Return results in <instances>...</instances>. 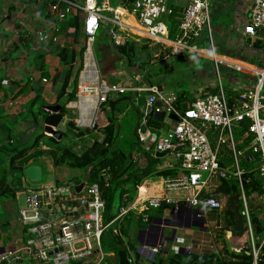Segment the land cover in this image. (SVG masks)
<instances>
[{
  "label": "built area",
  "instance_id": "obj_1",
  "mask_svg": "<svg viewBox=\"0 0 264 264\" xmlns=\"http://www.w3.org/2000/svg\"><path fill=\"white\" fill-rule=\"evenodd\" d=\"M124 2L125 6L111 7L98 5V0H53L49 5L51 15L56 19L63 20L75 12L83 20L84 44L72 104L77 114L73 124L76 128L93 129L97 113L111 96L131 92L136 93L137 99L144 95L145 106L150 107L151 114L162 117L161 123L168 121L170 126L155 138L148 134L146 138L139 139L144 148L153 145L154 152L170 150L167 155L171 156L172 169L176 172L163 177V193L160 195L137 191L128 197L123 193L116 212L109 218L106 217L103 198V187L111 181L108 168L100 170L97 180L88 183L90 167H87L85 182L79 191L76 187L83 175L81 170L77 171L78 182L66 178L36 187L26 183L18 221L28 236L22 245L0 252V264H88L96 254L98 260L94 264H100L106 255L102 251L105 233L117 235V226L131 215H136L143 224L151 223L148 213L151 209L177 201L194 209L193 216L184 217L183 223L193 219L201 221L199 229L204 232L203 240L209 241L207 248L223 258L225 253L216 250L217 242L221 241L217 231L222 225H218L217 219L223 210V202L214 192L219 181L229 175L235 176L239 183L241 215L245 220L244 234L235 236L242 242L232 245L231 250L238 252L247 246L251 264H264V234L260 236L253 231L248 200L242 189L243 170L240 166L243 159L257 161L262 191L253 196L264 205V64L237 61L217 53L211 27V0H188L172 38L165 34L162 22L173 12L169 0ZM101 28L117 44L132 35H139L150 46H168L174 54L187 52L203 56L212 62L214 82L204 84L190 106L180 110L176 106V97L155 85L109 81L100 71L94 49L96 33ZM263 30L264 0H250L242 27L243 37L252 42L261 38L259 32ZM225 68L229 75H222L221 69ZM233 70L240 71L242 75L232 74ZM223 79L232 85L229 87L231 90L224 88ZM172 115L176 119H172ZM234 128L241 132L237 139L234 138ZM147 140L148 146L144 144ZM226 158L232 168L221 163ZM135 161L142 165L140 152L135 155ZM178 191L183 192L182 197L169 195ZM212 212L217 218L210 225L208 218ZM154 225L156 227L148 226L140 247L152 259L163 251L158 232L168 226L175 228L170 218ZM212 227L218 230H212ZM174 239L171 248L178 252L184 238L175 236ZM193 247V243L187 245V253L192 252ZM202 247L198 243V253Z\"/></svg>",
  "mask_w": 264,
  "mask_h": 264
},
{
  "label": "crops",
  "instance_id": "obj_2",
  "mask_svg": "<svg viewBox=\"0 0 264 264\" xmlns=\"http://www.w3.org/2000/svg\"><path fill=\"white\" fill-rule=\"evenodd\" d=\"M123 2L124 0H102V5L116 7L124 5ZM187 2L188 0H169V5L172 7L173 12L168 17L162 19L165 26V34L168 37L172 38L175 36L178 29V21ZM52 3L53 0H0V183L4 180L5 183L12 185L16 190L14 197L8 198L0 195V252L22 245L28 236L18 221V209L21 207L19 196L22 195V198H24L23 186L28 180L22 173L17 172L13 173V176L20 179L19 184L11 183L13 177L9 171V153L4 152L2 149L5 145H8V140L11 142V145L19 147L27 146L35 133L41 132L40 122H34L29 112L30 103L36 95L39 96V106L35 110L37 117L39 115L38 108L41 105L62 104V119L58 125V129L62 133V138L65 136V131H68L67 128L74 131L75 145L73 143V146L70 148L76 152L79 151L78 149L82 143L86 147H89L95 139L101 140L104 137V127L108 125L109 118H112L114 121L115 131L118 130L117 125H120L125 119L129 128L134 129L137 125L138 130L140 124L137 123L140 119L141 123L145 115L144 95H140L136 99V93L129 92L126 95H114L108 99L97 113V123L93 129L76 128L74 126L73 120L77 116L76 110L72 108L74 100L66 102L65 97L58 99L61 82L68 70V65L59 58V51L64 48L68 52L74 50L78 53L83 49L84 39L82 34H80L76 40L73 36L74 28L67 25L68 18L74 15L75 12H72L69 17L63 20L56 19L51 15L49 9V5ZM249 4L250 0H211V15H213L211 19L222 17L227 20V24L216 25L213 41L216 51L220 56H229L237 61L260 65L264 64V48H254L250 45V41L245 39L242 34V27L246 22ZM131 19L132 17L130 16L129 20ZM79 21L81 26H83V20L80 16ZM101 29L96 33L95 42L101 37ZM106 34L109 44L103 49V58L98 63L102 75L109 81L124 83L134 81L133 83L136 84L155 85L164 93L174 95L176 97V104L179 102L180 97V101L182 100L181 104H185L187 108L204 84H212L214 82L212 67L210 69L211 73H206V70L203 68L190 66V71L186 72V75L183 74V80L184 76H186L185 80L188 82L187 88L179 87L183 84V80L178 82L177 78H174L181 71V68L177 66L178 63L184 61L187 63L186 65L188 63L191 65L193 60H202L205 57L187 52L174 54L171 53V49L168 46L156 44L150 46L139 35H132L126 41L121 42L120 45L125 47V44L135 43L137 56L141 60L149 61L147 63L150 66V70L139 72L136 69H132L133 75H131L130 69L124 70L123 67L118 69L113 64V60H116L117 56L121 55V52L117 53L111 49V44L114 42L107 32ZM260 39L262 40V38ZM99 49H102V47ZM256 59H259L258 63L255 62ZM206 60L211 62L208 59ZM80 65L81 55L74 62L70 81L76 80L77 70ZM223 70L225 71V76L229 75L226 68ZM183 71H185L184 68ZM233 71L232 74L239 77L242 75L240 71ZM43 79H46V81L44 82ZM228 89L231 90L229 87ZM68 91L69 89L66 90V92ZM179 109L184 110L182 108ZM150 116L154 119L160 118L152 114ZM70 124L73 126L70 127ZM169 126L170 123L168 121L162 122L159 134L164 132ZM131 130L127 129V132ZM76 131H82L84 134L81 135L79 133V136H76ZM153 133L149 128V134L152 136ZM11 134L12 137L9 139V135ZM44 137L46 140L43 141L41 139L38 146L29 150L28 154L38 147L42 150H48L52 147L46 138L48 135ZM60 141H58L59 145H61ZM144 144H149V141L147 140ZM142 145L143 143H141V147L143 148ZM140 153L143 165L146 163V159L143 152L140 151ZM136 154L137 152L132 150L131 158L133 160H135ZM43 158H47L51 165L49 169L54 171L53 182H59L66 178L76 180L79 177V173L76 170L64 164L55 166L52 157L48 153H43L40 156H36V158H30L27 165L34 164L41 167L37 160L42 162ZM157 158L160 159L157 164L158 170L169 169L173 173L176 172L175 169H172L173 161L171 156L164 155ZM162 182L163 176L150 175L144 178L138 185V188L132 193L126 191L124 194L132 197L137 191L141 192V188H143L150 195H160L163 193ZM169 195L178 198L182 197L183 192H173ZM117 206L107 218L112 217L117 210ZM193 211L194 209L186 203L177 201L175 204H166L155 209L152 214L148 212L151 217V223L144 224L146 225L145 227L141 225L136 215L125 218L117 226V235H114L112 232L104 234L103 246L106 255L100 264H118L117 250L121 249L127 253L130 250H141V244L143 243V239H145L144 235L147 233L150 224L151 227H156L154 224H159L162 219L169 218L172 220V223H175V228L164 227L160 232H158L159 229L157 228L163 251L155 254L154 260L145 253V255L136 254L135 260L128 254L130 264H154L158 256L166 259L170 254H180L186 258L189 253H187L185 247L192 243L194 252L199 251L198 243L203 245L200 250L201 252H212L207 248L209 241L203 240L204 232L199 229L202 222L193 219L192 222L183 223L184 217L193 216ZM216 218L215 213H210V217L208 218L209 224L212 225ZM218 218V225H222L221 215ZM124 222H134L135 228L138 229L134 242L131 241L132 232L130 229L124 230ZM165 225L167 224L165 223ZM217 233L221 239L216 244V250L218 251L224 252L225 246L231 249L232 245L242 242V239L235 236H233V239L231 237L230 240L228 235H232V233L229 230H223L222 232L220 230ZM105 235H110L112 245L116 251L109 249L106 244ZM175 236L184 238V242L180 245L181 248L178 252H175L171 248ZM119 238L122 242L118 240ZM97 256L96 254L88 260V264H94L98 260ZM2 264L6 263L3 262Z\"/></svg>",
  "mask_w": 264,
  "mask_h": 264
},
{
  "label": "trees",
  "instance_id": "obj_3",
  "mask_svg": "<svg viewBox=\"0 0 264 264\" xmlns=\"http://www.w3.org/2000/svg\"><path fill=\"white\" fill-rule=\"evenodd\" d=\"M123 3L125 5L126 2ZM67 25L74 28L73 36L76 40L80 34H82L84 39L82 26L77 14L71 15V17L68 18ZM259 35L262 40L257 38L250 42V45L254 48H264V30L259 32ZM81 53V50L76 53L74 50L68 52V50L64 48L60 49L59 58L68 65V70L61 82L58 99L65 97L66 102L75 99L76 80L73 79L70 81V78L72 76L74 62L77 60V57L81 55ZM120 54L122 55L128 69H136L139 72H146L150 70V66H148L147 63L148 60H141L139 59V56H137V47L135 43L132 42L125 44V49ZM67 89H69L68 92H66ZM127 93L129 92H125L120 95H126ZM181 101L179 97V102L176 106H178V108L186 109L187 107H185V104H181ZM38 106L39 96L36 95L31 101L29 107L32 119L36 123H38V117L35 110ZM38 112H40V109H38ZM140 121L141 119L137 124H140ZM161 121L162 117L154 119L149 116L146 123L151 131L158 134L157 131L161 128ZM124 125V122H121L120 125H117L118 130L116 129L117 131H115L114 121L112 118H109L108 125L104 127V137L101 140L95 139L92 144L85 148L81 153L72 150L70 147L59 145L58 141H56L53 137L48 136L46 138L49 140L50 145H52L50 149L42 150L38 147L33 152L28 154V151L38 146L41 138L45 136L42 132H36L30 143L24 147L11 145V142L8 140V145H5L2 150L9 153V171L13 177L11 183L19 184L20 179L18 177H14L13 173H22L30 158H36V156H40L43 153L50 154L55 166L64 164L76 171H83L87 167H90L88 183L96 181L100 170L108 168L111 174V181L107 187H103V198L106 201V217H108L113 212L115 203L117 204V200H120L121 195L126 191L132 193L138 188V185L144 178L150 175L166 177L168 175L175 174L169 169H157V164L160 159L155 156L153 145L146 148L141 147L142 141L139 139L136 132L137 125L134 129L128 127L129 130L132 129L129 132L124 130ZM72 126L73 125L70 124V127ZM79 133H81V135L84 134L82 131H76V136H79ZM11 137L12 134L9 135V139ZM125 147H127V150H124ZM132 150L136 152L142 151L145 156L146 163L139 165L137 161L133 160L131 158ZM221 163L229 168H232L231 162L228 158ZM257 164V161L247 162L246 159H243L240 165L243 170L241 174L243 182L242 189L247 200L262 191V180L260 178L259 170L257 169ZM79 178L80 177H77L75 181L78 182ZM15 192L16 190L12 187V185L5 183L4 180L1 181L0 195L2 197H14ZM141 192H144L143 188H141ZM240 193L239 183L233 175H229L226 179H221L214 192V195L220 198L223 202V210L220 212L222 218L221 231L229 230L233 236H242L245 232V220L241 215L242 200ZM140 195H143V193ZM248 204L249 210L251 209L250 220L253 224V231L255 234H260L264 231V228L259 222L257 214L255 215L253 210L256 209V205H254V201H248ZM140 223L143 224L141 221ZM118 240L122 242L120 238ZM248 251L249 248L247 246L238 252L229 249L228 246H225V257L223 258H219L218 255L213 252L198 253L192 251L186 256V262L188 264H251L252 258L251 255L248 254ZM180 258V254L169 255L166 259L160 257V260H155L154 264H179Z\"/></svg>",
  "mask_w": 264,
  "mask_h": 264
},
{
  "label": "rangeland",
  "instance_id": "obj_4",
  "mask_svg": "<svg viewBox=\"0 0 264 264\" xmlns=\"http://www.w3.org/2000/svg\"><path fill=\"white\" fill-rule=\"evenodd\" d=\"M98 5H102V0H98ZM210 5H211V2H210ZM211 13H212V8L210 6V17H213V15H211ZM222 23L227 24V20L224 19V18H222V17L221 18L220 17H217V18H212L211 19V27H212V30H213L214 37H215V33H216L214 31L216 25H219V24H222ZM100 32H101L100 33L101 34V37H100V39L98 41L96 40V42L94 44V49H95V52H96V56H97L98 61L103 58L102 57L103 56V49H105L108 46V44H109V40L107 38V34H106L105 30L104 29H101ZM100 47H102V49H99ZM193 59H194V57H193ZM255 62L258 63L259 62V59H256ZM113 64L118 69L120 67H123L124 70H127L128 69L127 68V65L125 64V61L122 58V55H120V56L118 55L117 56V59L116 60H113ZM186 64L187 63H185L184 61H181L177 65V66H179V68H181L180 69L181 71L178 73V76L177 77L176 76L174 77L175 79L177 78V81L178 82H180L181 80H183V74L186 75L187 74L186 72H189L190 71V68H189L190 66H192V67H200V68L205 69L206 70V73H211L210 72V69L212 67V62H208L206 59L193 60L191 65L189 63H188V65H186ZM183 68H184L185 71L182 72ZM178 71H179V69H178ZM221 73H222V75L225 76V71L223 69H221ZM130 74L133 75V72H132V69L131 68H130ZM185 78H186V76H184L183 84L180 85L179 87L187 88L188 82H187V80H185ZM222 84H223V86H224V88L226 90L228 89V87H230V86L232 87V85L228 82L227 79H223L222 80ZM122 122H124V124H125L124 125L125 126L124 127V130L127 131L129 125H127L126 119L123 120ZM67 130L68 131H65V136L61 139L60 144H61V146L72 147L73 146V143L75 141L74 140V136H73L74 131H71L69 128H67ZM157 133L159 134V131H157ZM240 134H241L240 130L237 129V128H234V138L237 139L240 136ZM41 139L43 141L46 140L45 137H42ZM74 145H75V143H74ZM81 146H82V148H80ZM81 146L78 149L79 150L78 153H81L83 151V148L84 147L87 148L85 145H83V143L81 144ZM239 147L240 148H243L244 146H239ZM124 150H127V147H125ZM37 162L41 165V169H42V179L40 181H38V182H30V181H27V183L30 186L36 187V186H39L40 184H48L50 182H53V180H54V171H51L49 169V167H51V165H50V162H48L47 158H43L42 162L41 161H38V160H37ZM248 201L249 202L254 201V205H256L255 206L256 209H253V210L255 212V215L257 214L258 219H259V222L262 224V227L264 228V205H263V203H261L260 200L256 196H253L252 198L248 199ZM23 203H24V198H22V195H21V196H19V204H20V206H23ZM117 205H118V200H117V204L115 203V207ZM250 212H251V209H250ZM149 213L150 214L154 213V210L151 209L149 211ZM141 225L144 226V227L146 226L144 224H141ZM128 229H130V231L132 232L131 241L134 242V238H135V235H136L137 230H138L137 228H135L134 222L133 223L124 222V230L127 231ZM212 229L213 230H218V228L217 229L216 228H212ZM263 234H264V231H262L259 235L261 236ZM129 235H130V233H129ZM102 251H104L103 243H102ZM156 260H160V257L158 256ZM186 261H187L186 258L183 257V256H181L180 263L179 264H188Z\"/></svg>",
  "mask_w": 264,
  "mask_h": 264
},
{
  "label": "water",
  "instance_id": "obj_5",
  "mask_svg": "<svg viewBox=\"0 0 264 264\" xmlns=\"http://www.w3.org/2000/svg\"><path fill=\"white\" fill-rule=\"evenodd\" d=\"M111 49L115 50L117 53L122 52L125 47L123 45L117 44V43H112L111 44ZM144 105H145V101H144ZM62 104H54V105H41L38 109H40L39 112V121L41 124V132L44 135H48L53 137L55 140L60 141L62 138V133L61 131H59L58 129V125L62 119ZM151 112H150V107H146L145 109V115L143 117V121L140 123L138 130H137V134L139 136V138H146L149 134V128L147 126V119L149 118ZM172 119H176V117L174 115L171 116ZM152 137L155 138L156 134H152ZM178 148H175L174 150H177ZM170 150H165V151H159V152H155L156 157H162L164 155H167L168 152ZM85 171L86 169L83 170V175L81 176V180L79 185L76 187V190L79 191L82 186L84 185L85 182ZM22 174L24 175V177L30 181V182H38L42 179V169L40 166L38 165H27L23 171ZM230 240L232 235L229 234L228 235ZM106 238V244L109 247V249H111L112 251H116L115 248L112 245L111 242V237L110 235H105ZM128 254L135 260L136 258V254H140V255H145L143 250L140 249H136L134 251H129V253H127L124 250H117L116 251V255L118 257V264H130V260L128 257ZM154 259V258H153ZM78 264V263H76Z\"/></svg>",
  "mask_w": 264,
  "mask_h": 264
}]
</instances>
